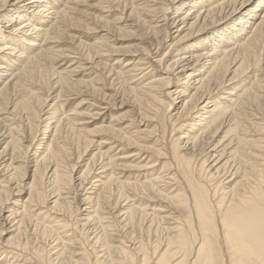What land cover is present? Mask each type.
I'll return each instance as SVG.
<instances>
[{"label": "bare ground", "instance_id": "1", "mask_svg": "<svg viewBox=\"0 0 264 264\" xmlns=\"http://www.w3.org/2000/svg\"><path fill=\"white\" fill-rule=\"evenodd\" d=\"M87 1L0 0V140L5 143L0 152L1 235L5 224L14 223L9 228L14 236L6 244L17 253L32 250L35 264H264V0H125L129 11L112 21L116 7L101 0L103 15L87 31L106 33L85 45L84 56L113 72L122 65L115 75L126 86L132 111L142 119L136 134L127 137L114 121L89 132L81 119L99 116L91 110L66 115L61 92L69 80L74 87V70L56 71L55 88L59 85L61 91L50 97L56 90L49 71L66 57L57 47L74 27L76 11L70 6ZM20 2L21 9L12 8ZM114 33L137 42L115 50ZM175 34L170 50L176 47L177 55L168 63L169 51L159 57ZM113 56L117 58L110 65ZM154 67L163 74L154 76ZM176 82L181 86L172 89ZM86 85L88 91L76 92H103L97 79ZM181 97L186 100L171 115ZM164 108L168 123L178 124L171 133L182 136L165 142L166 129L164 144H143L140 126L150 127L149 121L159 119ZM184 127L190 128L188 133L182 132ZM95 145L96 152L75 178L76 165ZM158 163L163 167L161 173L153 172L155 179L122 175L152 170ZM30 164L31 182L24 184ZM86 182L92 187L83 190L91 191L79 199L77 191ZM24 190L29 192L25 201L8 208L12 196ZM73 193L74 198L68 197ZM110 197L116 202L109 211L140 233L132 246L119 236L118 224L107 222ZM157 198L167 206L151 210L146 203L137 204ZM29 226L46 245L53 240L54 247L48 251L45 244L32 245L25 237ZM23 260L34 264L31 258Z\"/></svg>", "mask_w": 264, "mask_h": 264}, {"label": "rangeland", "instance_id": "2", "mask_svg": "<svg viewBox=\"0 0 264 264\" xmlns=\"http://www.w3.org/2000/svg\"><path fill=\"white\" fill-rule=\"evenodd\" d=\"M79 1L81 2L83 0H79ZM100 1L101 0H90V1H87L85 4L84 3H80V4L79 3H75L74 5H71L70 6V8L72 10H74L73 12L76 11V13H74V15L72 16L74 18V20H75L74 27H73V29H70L69 30L70 32H68V36L66 34H64L62 36V38L64 39V41L63 40H60V41H63V43L62 44H59L60 46L57 47V50H64V51H66L65 52L66 53V55H65L66 57L57 59L54 62V64H53V66H54L53 71H51V70L49 71V73L50 72L51 73L53 72V73L52 74L50 73V76L51 77L48 80L50 81L51 85L54 83L52 85L54 87H52V88H53V90H56V91H54V94H52L50 97H51V99L52 98H56L55 95L59 94L60 91H61L60 90L61 88H60L59 85H58L59 88L57 86H56L57 89L55 88V81L57 79L58 74L59 73L60 74H66L67 71L69 72L70 70L71 71L74 70L73 73H72L73 76L71 78H73V80H75L73 82H75L77 84L74 83L73 84L74 87H72V86L70 87L69 85H72V83H70L71 81L69 80V82L67 81L68 84L63 83L64 90H65V87L67 85L66 90H65L66 93L64 92V90H63V92H61L63 94H62V98L60 100V103L62 105L63 110L66 112V115H69V114L73 113L74 110H77L78 112H82V113H87V111L91 110L93 114H95V113L97 114L98 113L99 116L98 115L97 116H94V117H87L86 116L87 119H81V123L85 124V125H83L84 128L90 130L89 132L92 133L93 130H95L97 128H100V127H107L110 124H113L112 122L114 121V124L117 125V129H121L123 136L124 137H127V136H131V135L136 134V132L138 130L136 127L139 126V124H140L139 122H141L142 119H141V116L139 115V113L137 111L136 112H133L134 110L132 111V108H131V105L132 104L130 103L131 97L127 93L126 86H125L124 82L122 81V79L121 78L118 79L117 76L115 75L116 72H118L122 68L121 67L122 65H115L114 66L115 71L113 72V71H109V68H105L103 65L99 66L97 64V61L98 60L96 58H94L93 60H90V59L87 58V56H84V53H85V55H87V52H85V50L87 51L85 45H91V44H93V42L98 41V39L101 36L105 35L104 33H106L104 31V32H102V35H98V33L91 34L90 32L87 31L88 28L93 27L92 24H94L93 23L94 22V19L95 18H98L101 15H103L102 12H101L102 9L99 8L100 7L99 6L100 5L99 4ZM108 1L113 2L112 4H114V7H116L112 11L113 12L111 14L112 17L109 18L110 21H112L113 19H115L118 16L121 17V15L123 13H126L127 11H129L130 6H131L125 0H108ZM127 4L129 6H126ZM23 5H24L23 2L16 3V5L14 7H12V8H17L18 7V8L21 9V7H23ZM108 5L109 4H107V5L105 4L104 7H108ZM121 24H124V23H119L118 25H121ZM175 31L176 30H174V32ZM131 33H134L136 36L138 35V33H136V32H131ZM115 36H117V37H115ZM118 36H119V33H114L113 39H111V42L114 45L113 47H114L115 50L116 49L123 50L125 48H128V47H131V46L135 45V43L137 42V41L132 40V39H126V37H121V36L118 37ZM176 36H177V34H175V35L171 36L170 38H168V41L166 42V44L164 46V52L163 53H160L161 56L159 58H161L165 52L169 51V55H168V57L166 59L168 61V63H170L172 61L171 60L172 57H174V56L177 55L174 52L175 49H176V47H174L172 50H170L171 45H173L177 41V39H175ZM115 38H117V39H115ZM119 38H120V40H119ZM56 45H58V44H56ZM187 47H189V45ZM186 48H180V50L182 52H184L186 50ZM78 51H80V53H78ZM68 52H69V54H68ZM6 53H8V52H6ZM78 54H80V55H78ZM141 57H145V56H141ZM115 58H117V57H115V56L111 57L110 62H109L110 65L114 64V61L113 60ZM157 58L158 57L153 58L154 60H152V62L153 61H156L155 59H157ZM80 64H83V65L80 66ZM78 67L80 69H77ZM81 67H82V69H81ZM108 67H110V66L108 65ZM104 69H105V71H104ZM56 71L58 72V74H57ZM55 72H56V74H55ZM112 72H113V74H112ZM145 73H148V71L145 72ZM53 74H55V75H53ZM152 74L154 76H161L163 73H161V71H160V69L158 67H154V70H153V73ZM48 77H49V74H48ZM51 78H52V80H51ZM96 79H97V86L103 91L100 95H97L96 96V95H93V93L92 94L91 93H86V94H89V95H85V94L84 95H80V94H78L76 92V90H79V91H88V89H89L90 86L89 85H86V83H90L91 80L96 81ZM115 79H116V81H115ZM183 83H184V81L182 82V84ZM61 86H62V84H61ZM180 86L181 85H179V83H177V82L176 83H173L172 89L179 88ZM181 89H183V88H181ZM50 92H49V94H51L53 91L51 93ZM126 93H127V95H126ZM94 96L97 97V98H95ZM221 96H223V95H221ZM184 98L185 97H181V98H177L176 99V101L174 102L173 107L171 108L172 109V111H171L172 114L171 115H175L177 113V111L180 110V108L182 106V103H183V100L184 101L186 100ZM54 101H57V100L56 99L55 100H52V102H51V100H49V105H51V104L54 105V103H53ZM123 102H124V105H123ZM162 110H163L162 111L163 113L161 114V117L159 119H155V120H150L149 121L150 127H146L147 126L146 125L147 123L145 122L146 123L145 124L144 122H142V124H145V126L144 125L140 126L139 131L145 132V133H143L144 135H140L141 138L144 139L143 144H145V142H148L147 145H150L151 146L152 144L155 145L156 142H158V144H159V142L162 143V144H164L165 142L170 143V142L173 141V138H174V136L176 134H180V135H178V137L179 136H182V133H180L179 131H176L175 133H171L172 129L177 128L176 126H178V124L177 125L176 124H172L170 121L168 123V121H167L168 120L167 119V111L165 110V108L162 109ZM129 111L130 112H133V114H128V113H130ZM50 112H52V111H50ZM121 116H122V118H121ZM48 117H49L48 115L45 116L43 118V120L45 121V119L48 118ZM118 117H120V118H118ZM115 118H118L119 121H117ZM52 121L54 122L55 120H52ZM132 123H135V124H132ZM181 123H179V125ZM171 124H172V126H171ZM45 125H46V123H43L42 124V127L45 128L44 127ZM1 129L2 128L0 127V131H1ZM166 129L169 130V133L167 134L166 141L164 142L163 136H164V131ZM189 129L190 128L184 127L182 129V132L183 133H188L189 132L188 131ZM3 132H4V130L2 129V131L0 132V136H2L1 133H3ZM148 132H154V133L148 136V134H147ZM102 138L103 137H101L100 139H102ZM87 139H89V140L90 139H94V141H98V143H100L101 141H103V140H99V138H90V137H87ZM2 140L3 139L0 140V152L3 150V148L5 146V143ZM168 143H167V145H171V144H168ZM95 146L92 147V148H90V149H88L86 151V153L84 154V157H82L80 163H78L76 165V169H75V172L73 174V176L75 178H77L83 172V170L85 169V166L87 165V163L89 162V160L93 156L94 152H96V148H98V146L97 145H95ZM108 146H112V145H108ZM85 148L86 147L83 144L80 145V150L81 151H83V150L85 151ZM108 148L109 147L104 148L103 151H107ZM120 152L121 151L118 150V151L114 152L113 155L118 154ZM129 152H131V151H126V152H124V154H128ZM75 156L76 155L74 154V156L72 158V165L73 164H76L77 159H76ZM118 158H121V156L118 157ZM141 160L142 159H140V161ZM144 164H142V165H144ZM162 167H163L162 163L161 164L158 163V165L154 169H152V170L139 171V172H125L122 175H124L125 178H133V176L135 178V174L136 175L137 174H141V177H140V180L141 181H144L145 178L155 179L157 174L154 175L153 172H155L157 170L160 171L162 169ZM160 173H161V171H160ZM32 174H33V166L30 164L29 169H28L27 178L24 181V184H29L31 182ZM161 186H163V185H161ZM83 187L84 188L80 189V191H77V193L79 194L78 195V198L79 199H80V196L81 195H84L85 194V192H87V191L90 192L91 191V190H83V189H89V188L92 187V185L86 182ZM168 188H170V190H173L174 189V188H171V186L168 187ZM116 193L117 192L115 191L114 194L116 195ZM74 194L75 193H73L72 196L70 195L68 197L74 198V196H76ZM28 195H29V192L26 191V190H24V191H22V193H20V195L12 196V198L9 201V205H7V207L8 208H13L15 202L21 201V200L22 201H25V199L28 197ZM144 200H147V199H144ZM110 201H111V204L110 205H112V204H114V202H116L113 197L110 199ZM162 201L163 200L160 199V198H157V199H154V200H148V201L140 200L137 204L139 205V204H142V203H146V205L151 206V208H149V209L153 210L155 208H161V207L162 208H165V206H167V204L166 203H163ZM107 209H108V210H106L107 211V214H109V215L106 214V218H108V221L107 222H110V220H111V222H113L115 225L118 224L117 227L119 229L116 227V229H117L116 231H118L119 236L122 235V238L125 237L123 239H125L126 241L129 240L127 244L130 245V246H132L133 244H135L136 242H138V240L140 239V237L138 238L135 235L137 234L139 236L140 235L139 231L136 232V230H137L136 229L135 230V233H134L133 231H131L132 229L134 230V228H130V226H127L126 227L124 225L125 224L124 222L121 223L120 220L121 219L123 220V218L122 217L121 218L120 217H116L115 216V212H113V210H110L109 211V209H114V206L113 205L110 206V207H108ZM8 211H10V209H6V211H5L6 216L8 214L7 213ZM43 212L45 214L48 213V211L45 210V209H44ZM38 213L39 212H37L35 214L37 215ZM49 217H54V215L49 214L48 215V218ZM114 217L119 218V219H116ZM79 218H80V215H79V217H76L75 219H73V222H77L79 220ZM0 222H2V220H0ZM12 224L14 226V223L5 224L7 226V230H10V229L13 230L14 229V228H11L12 227ZM124 227H126V229H125L126 233L124 231ZM128 227H129V229H128ZM28 228H27V231H26V234H28V235H25L26 239L30 240V242H31L32 245L35 242V244L36 243H38V244L40 243V245H42L44 247V244L45 243L38 239L37 235L34 233V231L32 230V228L30 226ZM122 229H123V231H122ZM7 230H5L4 233H2V235H1V231H0V262L1 261H9L10 263L23 264L24 263V260H23L24 258H27V259H30L31 258L30 263H34L35 264V257H32L31 256L32 250H31V252L30 251L29 252L22 251V252H18L17 253V251H14V250H12L10 248L11 246H9L8 244H6L5 241L7 239H9V238H11V237L14 236V234L11 232V230L10 231H7ZM128 230H130L133 233V235H131L132 233L130 231H128ZM31 233H32V235H31ZM29 234H30L31 238H30ZM126 234L128 235L127 236L128 238L126 237ZM33 235H34V237H32ZM129 235H130V237H129ZM131 240H132V242L134 240L135 241L132 243ZM49 242L51 244L50 243H47V245L45 244V247H44L48 251L51 250L54 247L53 240H50ZM87 247L89 248L88 250L90 251V247L88 245H87ZM11 251L13 253H11ZM53 251H54V249H53ZM24 253H26V254H24ZM9 254H10V256H9ZM7 257H8V259H7ZM12 257L14 259H11ZM19 257H21V258H19ZM28 257H30V258H28ZM91 260L94 262V260L92 258H91ZM36 264H37V262H36Z\"/></svg>", "mask_w": 264, "mask_h": 264}]
</instances>
